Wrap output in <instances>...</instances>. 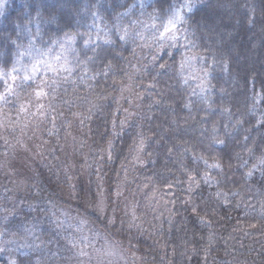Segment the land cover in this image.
<instances>
[{
    "label": "trees",
    "instance_id": "16d2710c",
    "mask_svg": "<svg viewBox=\"0 0 264 264\" xmlns=\"http://www.w3.org/2000/svg\"><path fill=\"white\" fill-rule=\"evenodd\" d=\"M184 3L0 9V264L111 243L127 264H264V0H189L168 25ZM28 131L43 153L18 190L5 165Z\"/></svg>",
    "mask_w": 264,
    "mask_h": 264
},
{
    "label": "rangeland",
    "instance_id": "374dc122",
    "mask_svg": "<svg viewBox=\"0 0 264 264\" xmlns=\"http://www.w3.org/2000/svg\"><path fill=\"white\" fill-rule=\"evenodd\" d=\"M7 3V0H0V9L2 10L5 7V4ZM213 8L224 12V8L223 6L217 4L216 2H212V6ZM233 8H231V11L234 12L237 10V7H235L234 5L232 6ZM61 9H65V5H59L58 10L60 11ZM232 35V34H231ZM235 82L237 81V79H233ZM130 94H134L133 96L129 97L127 101H125L127 99L126 94H124V96L121 94L119 100H122L123 102H127V104H125V109L124 111L127 114H131L133 113L134 109H136L138 107L139 104V98L137 97V94H135V90L132 87L128 88ZM123 96V97H122ZM40 103V102H31L29 103L28 107H26L24 110L26 112L25 114V119L29 116L31 117L34 121L35 117H37L38 114V110L40 109V105H38L36 107V104ZM24 112V113H25ZM171 125H169L168 128H163L165 131L164 133H166V129L168 130L169 128H172L173 126H176L177 124L175 123V121L173 120V122L170 123ZM29 135L24 134V136L21 137L19 142H16V146L14 148V153L15 156L13 158V160H11L9 163L6 162L5 168L7 169V172L11 175V177L14 180L15 186L18 190H22L23 187L25 186V178H26V174H28L29 170V166L30 163H32L33 161H38L36 156H41L42 155V150L41 147L44 146V144L41 142L40 139V133L38 134V132H36V135H34L33 132L28 131ZM6 134V133H5ZM36 140H38V142H36ZM36 142V144H35ZM43 149V148H42ZM31 159V161L28 163V161ZM31 168V167H30ZM121 193V192H118ZM117 194V193H116ZM115 194V195H116ZM99 200V198L96 197V199L94 200L93 204L88 206V209H97L98 214L101 215V213H103L102 215H104L105 213H108L106 215H109L111 218H113L112 214L114 212L120 213V210H124L128 213V210L132 211V208H130L131 203L127 201V203H125L123 206V208L119 207L120 210L117 209L115 204H111L107 201H103L104 202V209H101L99 206H97L95 203V201ZM127 204V206H126ZM107 209V212H106ZM134 211V210H133ZM68 213V212H67ZM124 212L121 211V214H123ZM105 215V216H106ZM113 219H116L113 218ZM134 219H138L137 217H134ZM112 223L114 224L116 223L115 220H111ZM125 221V220H124ZM106 249V250H104ZM104 249H96V250H91L89 249V246L87 245L85 253L82 255L80 254L79 261H77L76 264H127L125 259H127V257L122 256V252L120 251V249L118 247H116L115 245H113V243H111L110 245L107 244V247H105ZM104 250V251H103ZM77 258V260H78ZM125 258V259H124ZM122 261V262H121ZM128 261V260H127ZM108 262V263H107Z\"/></svg>",
    "mask_w": 264,
    "mask_h": 264
},
{
    "label": "snow or ice",
    "instance_id": "6c2138e0",
    "mask_svg": "<svg viewBox=\"0 0 264 264\" xmlns=\"http://www.w3.org/2000/svg\"><path fill=\"white\" fill-rule=\"evenodd\" d=\"M0 6H2V5H0ZM185 7H190L189 0H185V3L183 5L176 6L175 11L172 12V18L169 19L167 22L168 25H172L173 27L175 26L176 19L180 18L181 9L185 8ZM165 31H168L167 27L165 28ZM205 163H207V161H205ZM261 163H264V161H261ZM212 167H219V165L214 164V165H212ZM12 264H15V261H13Z\"/></svg>",
    "mask_w": 264,
    "mask_h": 264
}]
</instances>
